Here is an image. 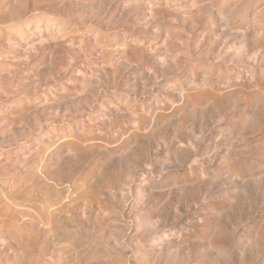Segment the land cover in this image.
Wrapping results in <instances>:
<instances>
[{
	"label": "rangeland",
	"instance_id": "1",
	"mask_svg": "<svg viewBox=\"0 0 264 264\" xmlns=\"http://www.w3.org/2000/svg\"><path fill=\"white\" fill-rule=\"evenodd\" d=\"M0 264H264V0H0Z\"/></svg>",
	"mask_w": 264,
	"mask_h": 264
}]
</instances>
